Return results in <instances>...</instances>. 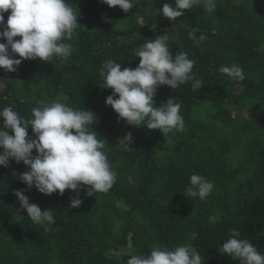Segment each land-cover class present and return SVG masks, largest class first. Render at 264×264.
Instances as JSON below:
<instances>
[{"label":"trees","instance_id":"1","mask_svg":"<svg viewBox=\"0 0 264 264\" xmlns=\"http://www.w3.org/2000/svg\"><path fill=\"white\" fill-rule=\"evenodd\" d=\"M67 2L79 25L64 41L72 45L71 57L0 69V106H14L25 119L33 107L61 98L92 110V130L105 141L117 181L92 196L83 186L81 206L71 208V190L51 196L28 190L19 179L28 170L22 162L0 166V264H126L156 245L183 244H192L203 264H239L220 251L232 229L264 253V0H216L211 14L201 3L174 21L157 12L174 0H140L127 13L101 0ZM194 28L208 37L202 47L189 39ZM163 34L173 56L185 52L195 60L192 71L204 85L157 89L154 106L182 103L185 128L167 140L159 130L120 120L105 104L113 90L103 88L100 76L108 60L135 68V49ZM232 64L243 68L244 81L219 72ZM28 135L35 138L30 127ZM194 173L214 185L204 200L184 195ZM16 190L42 211L52 209L54 225L33 223Z\"/></svg>","mask_w":264,"mask_h":264},{"label":"clouds","instance_id":"2","mask_svg":"<svg viewBox=\"0 0 264 264\" xmlns=\"http://www.w3.org/2000/svg\"><path fill=\"white\" fill-rule=\"evenodd\" d=\"M110 8L119 7L127 13L140 0H101ZM214 13L216 0H174V5L165 3L157 12L170 21L184 15L197 4ZM10 12L5 22L4 13ZM75 9L67 0H0V69L15 72L23 60L49 62L53 58L68 60L72 53L71 41L79 26ZM198 29L189 33L196 47L207 41L206 35L197 36ZM20 37V39H14ZM169 37L160 35L135 49L139 64L126 67L112 60L103 63L100 76L103 88L112 89L105 104L118 115L120 120L131 126H146L159 130L166 138L168 134L182 132L185 121L180 114L182 103L169 99L159 107L154 106V97L161 86L177 89L192 82V89H201L203 81L193 73L194 59L187 53L172 55L168 45ZM19 56L20 59L14 58ZM219 72L230 79L242 82L246 79L244 70L237 64L225 65ZM5 82L0 81V92ZM118 97V98H117ZM66 98L53 100L31 109L28 119L21 117L14 106H0V166L7 168L10 161L21 162L28 169L19 175L27 189H35L44 195H63L65 190L75 193L70 197V207L82 204L80 192L87 186L88 196L107 193L117 181L112 169L105 141L92 130L97 117L92 110L69 106ZM35 138H29L28 129ZM138 128V127H137ZM35 150V155H33ZM214 185L207 178L192 174L185 196L206 199ZM25 190H16L14 195L21 209L37 225H54L56 213L52 209L41 210L30 203ZM264 236V233H261ZM220 251L238 260L239 264H264V253L248 240L240 238L237 229L221 245ZM126 264H203V259L192 244H183L172 249L154 246L148 254H132Z\"/></svg>","mask_w":264,"mask_h":264},{"label":"built area","instance_id":"3","mask_svg":"<svg viewBox=\"0 0 264 264\" xmlns=\"http://www.w3.org/2000/svg\"><path fill=\"white\" fill-rule=\"evenodd\" d=\"M0 31H3V27L2 26H0ZM14 39H17L18 40V39H20V37H16ZM5 42H6L5 40L0 39V43H5ZM14 58L20 59L18 55L17 56H14Z\"/></svg>","mask_w":264,"mask_h":264}]
</instances>
